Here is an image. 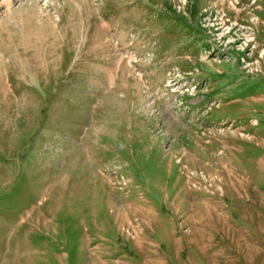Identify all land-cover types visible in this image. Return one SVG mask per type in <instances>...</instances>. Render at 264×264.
I'll use <instances>...</instances> for the list:
<instances>
[{"label":"rangeland","instance_id":"374dc122","mask_svg":"<svg viewBox=\"0 0 264 264\" xmlns=\"http://www.w3.org/2000/svg\"><path fill=\"white\" fill-rule=\"evenodd\" d=\"M186 1L0 0V264H264V0Z\"/></svg>","mask_w":264,"mask_h":264},{"label":"bare ground","instance_id":"6f19581e","mask_svg":"<svg viewBox=\"0 0 264 264\" xmlns=\"http://www.w3.org/2000/svg\"><path fill=\"white\" fill-rule=\"evenodd\" d=\"M181 2H185V4L187 3V1L186 0H181ZM254 2H256V0H254ZM217 3H220V4H217ZM226 3H228V5H230V6H232V8H233V10H235V11H241V10H243V9H245V8H242V9H238L237 7H236V5H235V1H233V0H217L216 1V7L218 6V5H224V4H226ZM248 8H249V6H248ZM234 21H236V20H234ZM237 22V21H236ZM210 29V28H209ZM249 31V30H248ZM208 34H211V32H210V30L208 31ZM244 37H246V34H245V36ZM248 38H251V37H248ZM247 38V39H248ZM251 40H254V38L252 39L251 38ZM243 65V64H242ZM169 102V101H168ZM177 120H178V117H177Z\"/></svg>","mask_w":264,"mask_h":264}]
</instances>
